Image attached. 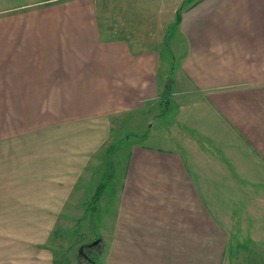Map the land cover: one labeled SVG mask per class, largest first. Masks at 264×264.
Instances as JSON below:
<instances>
[{
  "label": "crops",
  "instance_id": "0c3cea01",
  "mask_svg": "<svg viewBox=\"0 0 264 264\" xmlns=\"http://www.w3.org/2000/svg\"><path fill=\"white\" fill-rule=\"evenodd\" d=\"M4 1L0 264H78L49 241L57 220L84 217L67 205L127 128L142 142L87 213L98 264H249V249L264 253V199L246 176L248 165L264 170V0L179 8L171 78L159 70L163 37L152 44L126 19L109 22L103 4L99 23L93 0ZM168 26L153 29L166 37ZM172 82L185 98L145 135L146 108ZM153 137L159 146L143 144Z\"/></svg>",
  "mask_w": 264,
  "mask_h": 264
},
{
  "label": "rangeland",
  "instance_id": "374dc122",
  "mask_svg": "<svg viewBox=\"0 0 264 264\" xmlns=\"http://www.w3.org/2000/svg\"><path fill=\"white\" fill-rule=\"evenodd\" d=\"M23 1H31V0H23ZM95 5V10L98 17V22L101 23L104 21L100 20V15L102 13V4L107 11H104V18H107L109 22L114 21L116 18H119L123 21L126 19V22H129L131 25L135 26L133 30H138L141 34L146 37H150L152 39V44L155 42L159 43V40L163 37V46L159 49V70L162 72H166L169 77L173 76L172 69L174 68V61L178 56L177 50L174 43L175 38V29L170 27L174 23L175 12L179 9V12L185 7L189 6L194 0H93ZM7 3L9 7L15 5L17 0L4 1ZM5 3V5H6ZM3 4L1 6H3ZM172 4H175V10L171 9ZM128 8H136L134 12L128 10V12H124L123 7ZM159 14L160 18H159ZM157 19L163 22V27L169 23V28L166 37L164 36V30L162 35L157 34L154 31V24L156 25ZM101 21V22H100ZM165 28V27H164ZM167 31V32H168ZM145 33V34H144ZM152 33V34H151ZM173 41V42H172ZM172 60H174L172 62ZM167 64V65H166ZM171 80V79H170ZM185 92L178 89L177 85L172 82L168 88V95L163 99V103L161 101L160 106L153 104L146 108L150 113L153 119H151L143 132L145 135L150 134L152 130L159 127V125L168 122L172 115L174 114L175 106L173 101L177 99L185 98ZM170 95H173L172 97ZM170 99V101H168ZM170 104V105H169ZM161 116V117H160ZM157 117V118H156ZM128 125V124H127ZM142 127V126H140ZM139 127V128H140ZM138 128V129H139ZM119 138H115L112 140L111 146L109 145L103 152L96 157L97 161L95 162L96 169L89 172L88 174H93L92 178L88 175L84 177V179L80 183V187L74 191L72 196V201L69 206H72V210L79 214L80 210L88 209L87 206L89 202L85 200L88 199V194H91V186L95 180L98 181L97 185H103V191L109 190L108 183L113 178L115 171L116 173L120 170V166L125 161L127 154L131 147L141 144L142 139L134 137L131 133L132 128H127L124 130ZM158 134V133H157ZM144 145L149 147L159 146V139L153 137L152 139H147L146 142H143ZM107 166L109 169H107ZM107 169V171H106ZM246 176L248 178V182L256 181L258 183L257 186H251L248 188L249 193L262 195L264 199V170L263 171H253V168L248 165V170L246 171ZM83 184H86L85 188H82ZM108 187V188H107ZM86 191V197L82 196V192ZM83 198V199H82ZM83 200L79 202L80 200ZM98 207V205H97ZM83 216L79 219H60L57 220V226L60 227L59 231L56 234H53L49 244L52 249L57 252V254L68 252V255L76 260L78 264H98L99 258L97 254L99 253V243L97 240V234L94 233V219H90L89 214L93 211H86ZM97 210V208H96ZM263 222V217H262ZM240 238L242 235H233ZM244 236V235H243ZM97 241V242H95ZM234 241H237L236 238ZM95 242L94 244H92ZM92 244V246H89ZM254 247V246H253ZM264 251V247H263ZM250 257L249 264H256L257 261L264 264V253L259 254V251H256L254 248L249 249L248 251ZM101 254V253H100ZM258 254V255H257ZM86 255L88 258V263H86L85 259L82 257ZM256 255V256H255ZM76 258V259H75ZM239 263V260H238Z\"/></svg>",
  "mask_w": 264,
  "mask_h": 264
},
{
  "label": "trees",
  "instance_id": "16d2710c",
  "mask_svg": "<svg viewBox=\"0 0 264 264\" xmlns=\"http://www.w3.org/2000/svg\"><path fill=\"white\" fill-rule=\"evenodd\" d=\"M176 19H177V15H176ZM164 95H166V96L168 95V88L165 89ZM107 169H109L108 166H107ZM107 169H106V171H107ZM102 189H103V185H97V187H96V189H95V191H94V193H93V195H92V197L88 203L89 205L87 206V208H88L87 210H90V211L96 210L100 195L102 193ZM82 257L85 259L86 263H88L87 262L88 261L87 256L83 255Z\"/></svg>",
  "mask_w": 264,
  "mask_h": 264
},
{
  "label": "water",
  "instance_id": "95a60500",
  "mask_svg": "<svg viewBox=\"0 0 264 264\" xmlns=\"http://www.w3.org/2000/svg\"><path fill=\"white\" fill-rule=\"evenodd\" d=\"M95 242H97V241H95ZM95 242H93L92 244H94ZM92 244L88 245V247H89V246H92Z\"/></svg>",
  "mask_w": 264,
  "mask_h": 264
}]
</instances>
